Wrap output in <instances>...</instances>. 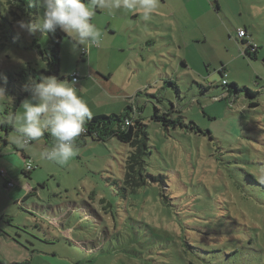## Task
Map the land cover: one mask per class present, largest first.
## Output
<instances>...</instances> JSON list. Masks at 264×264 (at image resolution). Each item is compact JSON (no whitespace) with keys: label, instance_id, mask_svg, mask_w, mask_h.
I'll return each instance as SVG.
<instances>
[{"label":"rangeland","instance_id":"obj_1","mask_svg":"<svg viewBox=\"0 0 264 264\" xmlns=\"http://www.w3.org/2000/svg\"><path fill=\"white\" fill-rule=\"evenodd\" d=\"M157 5L147 21L138 13L97 10L93 23L100 43L87 48L90 56L83 62L82 50L73 51L65 36L60 78L86 77L77 92L90 109L107 94L122 95L124 101L107 103L92 115L120 114L129 104L141 110L153 151L147 171L167 175L168 192L151 184L124 194L122 167L132 147L117 137L87 138L75 145L77 155L66 165L42 158L52 147L42 139L26 145L35 157L31 176H25L15 150L23 147L13 143L17 133L12 131L0 154L1 259L11 264H264V0H157ZM240 27L259 47L254 56L244 53ZM34 39L45 46L49 36L20 32L21 47L0 54L5 74L44 66L36 49L22 48ZM98 69L114 72L108 87L85 76L97 75ZM172 104L214 139L181 127L165 129L152 120L155 106L164 110ZM163 194L172 200L164 203ZM230 221L244 231H234Z\"/></svg>","mask_w":264,"mask_h":264},{"label":"trees","instance_id":"obj_2","mask_svg":"<svg viewBox=\"0 0 264 264\" xmlns=\"http://www.w3.org/2000/svg\"><path fill=\"white\" fill-rule=\"evenodd\" d=\"M40 13L41 10L36 7L31 0H0V54L4 51L7 52L11 47H21L18 44L19 35L16 22L24 20L34 23L35 18L39 17ZM48 36L49 41L45 46H42L37 39H34L32 44L22 46V48L36 49L40 53L44 61V66L42 68L36 69L34 67H29L19 74H16V76L13 74L7 75L5 73L8 71L4 72L0 69V87L5 89V93L0 92V120L16 114L23 98L30 96V93L25 91L23 87L29 81L30 77L36 78L37 80H39L41 76L52 75L56 76L58 79L65 78H60V60L61 43L67 34L57 28L55 33H49ZM240 40L242 45H244V53L247 56H254L252 50L257 52L259 47L252 41L247 40L246 37ZM183 64L188 66L186 63ZM220 74L221 76L227 75L225 68L220 70ZM166 82L180 93V86L177 83L173 80ZM223 83L226 88L225 90H231L227 81ZM211 86L212 84H209L207 87ZM232 86L236 89V92L241 90L238 84L232 83ZM145 90H147V88ZM245 90L248 95L253 94L250 88L245 87ZM140 92L141 90L138 92L137 96ZM6 95H12L13 100H8ZM151 118L154 121L162 123L165 129L181 127L182 129L191 130L195 133L209 135L211 139H214L210 130H204L192 120L187 122L182 109L175 106V104H172V107L169 108L164 107V110L155 106V111L151 115ZM127 120L130 121L129 124ZM12 131H15L12 125L7 123L0 125V154L3 152L2 146L10 145L11 142L7 139V136ZM112 137H117L119 141L132 147L122 167L124 175L121 183L124 194L128 192L134 193L140 188L151 184H158L162 187L164 193H167L170 187L167 175L163 173L156 175L147 171V157L151 155L153 151L152 145L150 144L148 124L141 115V110L138 107L134 108L132 104H129L120 114H113L111 116L92 115L91 119L86 121L85 130L77 137L75 145L79 146L86 143L87 138H91L93 141L106 142ZM41 139L44 140L47 145L53 146L54 144L53 138L48 133H45ZM33 143H36V141H33L31 144ZM25 147L15 148V150L22 153L24 160H27L28 156L25 153ZM31 170L32 169H25L23 173L25 176H31ZM117 181L118 180H115V182ZM8 183L13 182L8 181ZM171 200L172 199L167 194H163L164 203H169ZM227 225L233 226V230L239 233L244 231L243 225L236 224L232 221H230V224L227 223ZM4 234L20 243L11 235ZM174 248L180 251L179 246L174 245ZM217 251L218 248L213 250V252ZM0 263L6 264V262L3 261H0Z\"/></svg>","mask_w":264,"mask_h":264},{"label":"clouds","instance_id":"obj_3","mask_svg":"<svg viewBox=\"0 0 264 264\" xmlns=\"http://www.w3.org/2000/svg\"><path fill=\"white\" fill-rule=\"evenodd\" d=\"M41 13L35 23L20 20L16 22L18 35H28L39 30L42 34L55 33L57 28L72 41V49L86 51L100 43L101 32L92 23L97 10H124L138 13L145 21L157 9V0H31ZM249 36V33H248ZM241 39V38H240ZM30 93L20 108L22 111L0 120V125H12L17 133L13 143L21 147L39 141L45 133L51 135L54 144L50 150L41 153L43 159L59 165H66L77 155L75 142L84 132L92 112L87 102L77 92L76 81L60 80L56 76H41L39 80L29 78L23 86ZM0 92L5 89L0 87Z\"/></svg>","mask_w":264,"mask_h":264},{"label":"crops","instance_id":"obj_4","mask_svg":"<svg viewBox=\"0 0 264 264\" xmlns=\"http://www.w3.org/2000/svg\"><path fill=\"white\" fill-rule=\"evenodd\" d=\"M97 13L99 14V13H101V11L100 10H98L97 11ZM93 20H94V17H93V19H92V23H93ZM240 28H242V27H240ZM239 28V29H240ZM247 29V28H246ZM249 31V30H248ZM111 33H113V32H111ZM251 34H249V36H250ZM69 40L71 41V39L69 38ZM81 50H82V48H81ZM94 54H95V52H94ZM96 55V54H95ZM88 56H90V52L88 51V53H86V54H84L83 55V53H82V61L83 62H86V60H88V59H86ZM83 69V72H85V74H87L86 73V67H83L82 68ZM91 71H92V68L90 67L89 68ZM99 71L97 72V75H94L91 71L88 73V75H85V76H88V77H90V79H93V77H95L94 79H95V81H94V83L95 84H97V85H99L100 87H108V86H106V84H105V82H109V81H111L112 80V76H113V74H114V72L111 70V69H108L107 70V74L104 72V71H102V70H100V69H98ZM73 75V74H72ZM86 77H80L79 78V80L76 82V87H77V90H83V88L85 87V85H86V82L88 81L87 79H85ZM62 80H64V79H62ZM68 80H71V74L68 76ZM138 88H140V86H137L136 87V89H135V91L138 89ZM108 92V91H107ZM137 95V94H136ZM107 97H108V99L107 100H105V101H102V104H99V105H95V107H91L92 109H90L91 110V112H92V114H95L94 112L95 111H92V110H100L101 108H106V106H107V103H116L117 101H119V102H121V101H124V99L122 98V95H118V93L116 94V93H112V94H107ZM127 98H129V99H131V100H134L133 99V96L132 97H127ZM125 99H126V97H125ZM119 102H117V103H119ZM98 104V103H97ZM27 149V147L24 149L25 150V153H26V155L28 156V159L27 160H24V156H23V154L22 153H20V152H18L17 151V153L18 154H20L21 156H22V159H23V161H24V164H25V169H26V164L27 163H30V162H32L34 159H33V157H35V154L32 152V150H26ZM24 169V170H25ZM32 171V170H31ZM4 174L7 176V174H6V172H4ZM6 236V235H5ZM7 237V239L9 240V241H13L14 239H12V238H10V237H8V236H6ZM15 241V240H14ZM15 243L18 245V246H20V247H22V248H25L24 246H22L20 243H18L17 241H15ZM26 249V248H25ZM26 250H28V249H26ZM0 261H3V262H6V264H11V263H9V262H12V261H10V260H8V259H1L0 258ZM1 264V263H0Z\"/></svg>","mask_w":264,"mask_h":264},{"label":"built area","instance_id":"obj_5","mask_svg":"<svg viewBox=\"0 0 264 264\" xmlns=\"http://www.w3.org/2000/svg\"><path fill=\"white\" fill-rule=\"evenodd\" d=\"M238 36H239V38H244V37H248V31H247V29L246 28H240V29H238ZM82 53H83V55L84 54H86L87 53V50L86 51H84V50H82ZM79 74L78 73H75V74H73V75H71V80H75L76 82L79 80ZM127 123L129 124L130 123V121L129 120H127ZM30 169H32V164L31 163H27L26 164V170H30ZM10 185H13V183H10Z\"/></svg>","mask_w":264,"mask_h":264}]
</instances>
